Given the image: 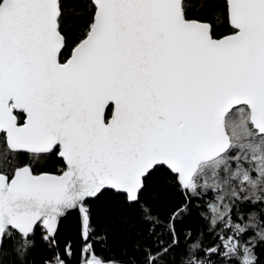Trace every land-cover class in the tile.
Listing matches in <instances>:
<instances>
[{
  "label": "snow or ice",
  "instance_id": "snow-or-ice-1",
  "mask_svg": "<svg viewBox=\"0 0 264 264\" xmlns=\"http://www.w3.org/2000/svg\"><path fill=\"white\" fill-rule=\"evenodd\" d=\"M157 174L181 197L163 216L142 199ZM107 191L131 251L86 244L83 264H259L264 0H0V264L54 244L68 209L87 240Z\"/></svg>",
  "mask_w": 264,
  "mask_h": 264
},
{
  "label": "trees",
  "instance_id": "trees-1",
  "mask_svg": "<svg viewBox=\"0 0 264 264\" xmlns=\"http://www.w3.org/2000/svg\"><path fill=\"white\" fill-rule=\"evenodd\" d=\"M217 29L220 32L226 31L223 21L217 22ZM58 157H53L50 161L42 162V167L46 171L58 174L61 164ZM143 201L157 208L161 216L164 215L166 208L178 203L181 199L180 194L164 179L157 174L146 181V188L142 193ZM200 201H192V212L185 223L194 231H198L203 226L202 217L199 213L198 205ZM89 210L90 230L88 243L93 246L98 257L108 260L122 261L128 258L126 253L131 251V244L128 233L134 231L132 225L127 230H122L119 218L121 215H131L119 198L111 191L105 192L99 199H89L85 203ZM207 235V233H205ZM35 246L27 258V264H43L45 258L56 256L55 248L52 243H48L41 238L38 231L34 237ZM256 256L259 264H264V245L257 246ZM171 259V258H170ZM180 251H177L176 262L179 264ZM227 264V262H226Z\"/></svg>",
  "mask_w": 264,
  "mask_h": 264
},
{
  "label": "water",
  "instance_id": "water-1",
  "mask_svg": "<svg viewBox=\"0 0 264 264\" xmlns=\"http://www.w3.org/2000/svg\"><path fill=\"white\" fill-rule=\"evenodd\" d=\"M83 232V217L78 208L68 209L58 219L56 232L52 238L55 243H52V245L55 248L56 256L59 255L65 264H83V249L88 243V239L85 240ZM68 249H71V255H68Z\"/></svg>",
  "mask_w": 264,
  "mask_h": 264
}]
</instances>
